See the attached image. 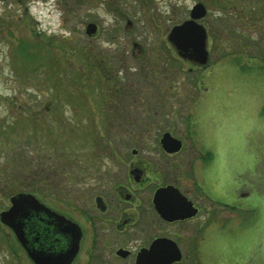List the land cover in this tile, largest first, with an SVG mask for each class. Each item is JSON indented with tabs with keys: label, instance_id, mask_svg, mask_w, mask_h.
<instances>
[{
	"label": "rangeland",
	"instance_id": "obj_1",
	"mask_svg": "<svg viewBox=\"0 0 264 264\" xmlns=\"http://www.w3.org/2000/svg\"><path fill=\"white\" fill-rule=\"evenodd\" d=\"M196 1L0 0V211L23 188L12 179L33 171L38 200L85 226L90 239L83 214L97 213L98 196L127 182L133 160H148L200 206L180 226H198L199 264H264V1L199 0L207 10L203 67L166 37ZM214 19L227 24L215 29ZM164 131L182 141L178 154L163 153ZM145 173V187L161 183ZM86 244L70 264L131 263L99 261ZM0 264H33L1 221Z\"/></svg>",
	"mask_w": 264,
	"mask_h": 264
},
{
	"label": "flooded vegetation",
	"instance_id": "obj_2",
	"mask_svg": "<svg viewBox=\"0 0 264 264\" xmlns=\"http://www.w3.org/2000/svg\"><path fill=\"white\" fill-rule=\"evenodd\" d=\"M57 1L62 2V0ZM196 3L202 2L197 0L196 2H194V4ZM194 4L189 10V17L187 19L190 18V11ZM203 6L205 8V14L202 17L195 19V21L198 24L202 25V27L205 29L207 37L208 29H206V27L200 22L204 19L207 13L205 4H203ZM187 19H182L180 23ZM89 23L93 24L92 26L94 27V31L90 33L87 32V25ZM224 24H227L224 19L213 20V26L215 29ZM171 29L167 33L166 37L172 48L177 53L175 45L168 39ZM97 30L98 26L94 22H88L85 26V32L89 35L95 36L97 34ZM235 33L239 34L237 31H235ZM188 52H191V50H189ZM186 58L194 62L192 57ZM195 64L198 67H203L205 65H198L197 63ZM182 146L183 143L178 151L172 153L166 152L163 149L162 150L166 156L170 157L178 154V152L182 149ZM132 164L134 165L133 168L129 169L127 172V182H117V184H114L116 186L111 190V194H109L108 198L106 197V195L103 196L100 194L98 196L99 200L95 206L97 213L91 212L90 214H83L87 220L86 225L90 230V233H88L90 239L89 237H86L85 230L87 229L85 228V226L51 209L55 213L62 215L70 223H73L77 226L78 232L76 248L69 264L78 256L79 251H81L86 244L87 238L88 241L86 245L87 247H89V255L92 258L95 257L96 259H99V261L114 258L116 260H129V262H131L130 264H135L137 255L145 249H148L153 240L169 239L175 243L180 253V258L178 260L170 262L169 264H199L200 253L197 248V235L199 228L198 226H192L190 227L191 229L185 231L180 226L185 224V222L194 219V217L201 212L200 206L192 197L189 196L188 193L181 190V185H179L180 182L178 181V179H175L176 182L167 181L163 183V166L161 168L162 173H159V170L153 169L152 163L148 160L142 161V163L140 162V164L136 165L135 160H133ZM189 171L190 178L192 179L193 184L196 183L195 185L197 188L201 187L198 182L199 179H197L195 176V171L192 169H190ZM143 173H145L147 179L151 178L152 175H154V177H152L151 179H157L160 177L161 183L153 184V186L148 188L145 187L147 186V181L145 180V178H143ZM167 185H171L177 188L179 193L182 194L186 198V200L191 203L192 207L196 209V213L194 215L185 218H175L172 220H168L163 216V186ZM204 185L206 186L205 181ZM157 188H162L160 194L161 211L157 209L154 203V195ZM201 190L205 198L215 204L218 203L210 194L207 186L201 187ZM175 197L177 198V196ZM178 199L179 198H177V200ZM218 205L227 207L225 205L228 204ZM96 237L98 238V242L97 249L95 250ZM32 243L34 244V246H49V248L52 250H64L71 243V232L68 229L62 228L57 225L55 220H51L47 230L36 233V239L32 240ZM20 247L24 250L27 256L26 250L21 244ZM27 258L29 259L28 256ZM214 263L218 264L216 262Z\"/></svg>",
	"mask_w": 264,
	"mask_h": 264
},
{
	"label": "water",
	"instance_id": "obj_3",
	"mask_svg": "<svg viewBox=\"0 0 264 264\" xmlns=\"http://www.w3.org/2000/svg\"><path fill=\"white\" fill-rule=\"evenodd\" d=\"M204 14L203 4H194L190 11V18L173 26L168 38L175 45L180 56L192 57L200 65L208 60V51L205 46L206 32L195 19ZM92 25L91 23L87 25L88 33L94 31ZM189 50L191 52H188ZM159 142L162 149L170 153L178 151L182 144L181 140L171 135L169 131L161 134ZM161 191L162 188H157L154 195V203L159 211H161ZM175 196L179 199L177 200ZM9 202V207L0 211V221L12 229L31 261L34 264H69L76 248L77 226L49 209L31 194L11 195ZM195 213L196 209L179 193L177 188L171 185L163 186V216L165 218L168 220L185 218ZM51 220H55L57 225L71 232V243L64 250H52L49 246H34L32 243V240L36 239V233L47 230ZM179 258V250L173 241L155 239L148 249L137 255L135 264H169Z\"/></svg>",
	"mask_w": 264,
	"mask_h": 264
},
{
	"label": "trees",
	"instance_id": "obj_4",
	"mask_svg": "<svg viewBox=\"0 0 264 264\" xmlns=\"http://www.w3.org/2000/svg\"><path fill=\"white\" fill-rule=\"evenodd\" d=\"M22 45H24V46H22V47H26V44H22ZM21 47V48H22ZM23 50H22V52L21 53H23V55H24V51H25V49L24 48H22ZM36 57V56H35ZM38 57V56H37ZM107 68V66L105 65L103 68H102V70H101V72L100 71H96L95 72V75H96V79L95 80H99L100 78H101V73H102V71L103 70H105ZM87 71H90L91 72V70H89V69H87ZM92 73V72H91ZM21 109H22V113L24 112V110L26 109V106L23 104V103H21ZM97 115H99V119L101 120V118L102 117H104L103 115V112L102 113H98ZM34 117V116H33ZM23 120H24V118H23ZM35 120H37V118H35ZM38 121V120H37ZM97 121V120H96ZM98 123V122H97ZM104 140V143H105V145L107 144L106 143V140L105 139H103ZM17 156V155H16ZM15 156V157H16ZM204 159L205 160H208V159H210V154L209 153H207V156L206 157H204ZM29 166V162H25V163H23V164H20V168L21 169H23V170H25L27 167ZM20 178V176H17V178L15 179H12V184H11V186H13V187H15V185H18V186H21V187H23L22 189H20V190H18L17 192H16V194L17 193H26V194H31V195H33L34 197H36L37 199L38 198H40L41 196H42V194H43V192H40V190H39V188L37 187V185H36V183H37V181L39 180V176L37 175V174H34V172L33 171H29V172H25L24 173V177L22 178V179H19ZM33 178H34V180H33ZM17 179H19V180H28V181H25V182H23V181H19V180H17ZM10 186V187H11ZM15 194V193H14ZM225 206H227V207H229V208H231L232 210H236V208L237 207H235L234 205H225ZM248 211V210H247Z\"/></svg>",
	"mask_w": 264,
	"mask_h": 264
},
{
	"label": "crops",
	"instance_id": "obj_5",
	"mask_svg": "<svg viewBox=\"0 0 264 264\" xmlns=\"http://www.w3.org/2000/svg\"><path fill=\"white\" fill-rule=\"evenodd\" d=\"M250 155L252 156V154H251V153H250ZM210 161H213V163H214V166H215L216 159H215V157H214L213 155L211 156V159H210ZM214 166H213V167H214ZM215 171H217V168H216V166H215V170H214V172H215ZM216 177H218V174H217V175L215 174V176H214V180H213V181H214V183H217V179H216ZM212 196H213L214 200H216V201L219 199V196H216V195H212Z\"/></svg>",
	"mask_w": 264,
	"mask_h": 264
}]
</instances>
